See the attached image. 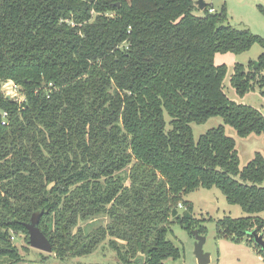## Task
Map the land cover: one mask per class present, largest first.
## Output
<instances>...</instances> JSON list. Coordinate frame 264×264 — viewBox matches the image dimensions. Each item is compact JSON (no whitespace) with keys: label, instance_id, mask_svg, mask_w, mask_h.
Returning a JSON list of instances; mask_svg holds the SVG:
<instances>
[{"label":"trees","instance_id":"obj_1","mask_svg":"<svg viewBox=\"0 0 264 264\" xmlns=\"http://www.w3.org/2000/svg\"><path fill=\"white\" fill-rule=\"evenodd\" d=\"M209 9L192 0H0V264L22 262L12 236L27 239L35 214L61 262L103 242L119 264L176 260L171 224L206 233L184 200L200 188L245 213L217 220V235L264 257L251 235L264 238L263 156L240 168L222 126L197 141L190 126L218 116L264 142V112L232 102L226 67L213 63L264 40L226 24L224 6ZM256 62L235 65L229 81L239 96L257 86L264 100V55ZM6 81L23 101L6 98Z\"/></svg>","mask_w":264,"mask_h":264},{"label":"rangeland","instance_id":"obj_2","mask_svg":"<svg viewBox=\"0 0 264 264\" xmlns=\"http://www.w3.org/2000/svg\"><path fill=\"white\" fill-rule=\"evenodd\" d=\"M203 1L215 12H219L221 7L224 6L226 24L236 29H247L264 40V0ZM198 14L200 12L196 13V15ZM261 54L264 55V49L255 43L248 51L241 54H215L213 63L215 66L224 65L226 67V75L223 81L225 95L236 104L250 106L263 113L264 100L261 98L257 86L249 93L239 96L231 87L229 81L235 65L247 66L249 62H255ZM190 126L195 141L208 130L222 126L225 135L235 142L240 168L244 167L255 153L261 154L264 158L262 135L251 134L241 138L232 127L225 125L218 116L209 118L205 123L191 124ZM184 200L192 203L194 218L202 220L201 224L206 228L202 250L209 255V263L207 264H264V257L258 253L252 244L245 241L236 243L217 235V220L226 216L231 218L245 216V213L238 206L227 204L218 189L205 190L200 188L185 196ZM182 210V207H180L179 212H182ZM260 216L264 218V213ZM12 237L14 245L22 256V262L19 264H119L115 253L107 246V242H103L88 256L61 262L55 259L52 254L41 253L30 248L28 238L26 239L24 234L13 235ZM167 240L180 250V257L176 260L167 259L164 264H198L194 256V235L189 234L174 223L169 227ZM43 257H47V259L42 261Z\"/></svg>","mask_w":264,"mask_h":264},{"label":"water","instance_id":"obj_3","mask_svg":"<svg viewBox=\"0 0 264 264\" xmlns=\"http://www.w3.org/2000/svg\"><path fill=\"white\" fill-rule=\"evenodd\" d=\"M195 5L197 8L202 11L206 4L203 0H196ZM254 68H258L257 62H253ZM8 98V97H6ZM176 210H173L172 217L176 214ZM40 215H33L31 220L25 224V229L28 234V245L30 248L37 250L41 253L51 254V245L43 233L39 230L37 224ZM192 235L195 237L194 244V256L198 264H207L209 263V255L204 253L202 250L205 239L203 236L199 235L197 231H192ZM255 244L260 248L261 252L264 254V240L261 236H257L255 233H252Z\"/></svg>","mask_w":264,"mask_h":264},{"label":"built area","instance_id":"obj_4","mask_svg":"<svg viewBox=\"0 0 264 264\" xmlns=\"http://www.w3.org/2000/svg\"><path fill=\"white\" fill-rule=\"evenodd\" d=\"M192 1L196 2V0H192ZM209 12L210 13H214L215 11L212 8H210L209 9ZM2 92L9 99H13V100H15V101H17L19 103L21 101H23V97L19 93L18 87L15 86L12 81H6L5 83H3V85H2ZM180 207H182V206L179 204L178 205V208H180Z\"/></svg>","mask_w":264,"mask_h":264}]
</instances>
